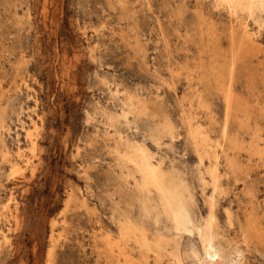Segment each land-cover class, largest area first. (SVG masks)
<instances>
[{"label":"rangeland","instance_id":"obj_1","mask_svg":"<svg viewBox=\"0 0 264 264\" xmlns=\"http://www.w3.org/2000/svg\"><path fill=\"white\" fill-rule=\"evenodd\" d=\"M241 15L231 18L216 0H0V264H117L100 252L101 238H121V226L132 222L168 243L167 251L179 248L180 261L150 253L146 264H194L192 251L202 253L197 233L176 230L153 189L139 188L134 164L120 158L136 145L154 164L181 172L194 223L206 218L215 195L216 229L243 248L240 264H264V241L245 234L251 212L264 227V158L249 150L264 149V12L260 21L246 18L256 50L238 62L233 80L248 101H260L249 131L233 121L228 127L241 150L223 137V94L180 68L186 60L193 66L201 49L212 53L205 43L212 29L228 48L224 31L239 27ZM248 72L258 74L252 88ZM199 85L213 113L200 110L196 122L220 145L224 192L214 194L209 162L198 161L186 123ZM129 96L149 106L146 115L130 110ZM165 116L173 134L157 133ZM226 156L238 157L245 174L225 175ZM129 244L138 263L142 255Z\"/></svg>","mask_w":264,"mask_h":264},{"label":"bare ground","instance_id":"obj_2","mask_svg":"<svg viewBox=\"0 0 264 264\" xmlns=\"http://www.w3.org/2000/svg\"><path fill=\"white\" fill-rule=\"evenodd\" d=\"M216 1L218 2L219 5H223L226 6V8H228V11L231 13V18L232 16L240 17L239 16L240 14L243 13L245 14L244 16L241 15L243 17L240 19L239 27L235 25H231V28L228 26L229 29L228 30L226 29V31H224L225 34L227 33L229 35L228 48L225 49L220 48L222 47L221 41L223 40H220L218 37H216V34H218L220 31L217 32L216 30L212 29L209 34V38H207L208 40L205 41V43L212 51V53L206 54L207 51L201 49L197 59L195 60L194 58L195 64L192 63L193 66L191 65L188 66V62L186 60L185 64H182V62L180 63V65H182L180 68L182 70H186V74H187L186 77H188L190 81H192L193 78H196L198 84L210 85L212 82L214 87H216V89L223 94V98L226 105V111L224 116L225 122L223 126L224 128L222 129L223 137L228 142L230 149L239 151L242 149V145H243L239 138L240 135L236 134L237 131L231 133L228 127H230L229 125L230 123L232 124L233 121V123H235L234 126L236 130L237 128L238 129L240 128V130L245 129L249 131L248 126L251 117V111L254 109L256 105H259L260 101H256L259 98L254 95H251V97H254L253 99L254 101L253 100L248 101L246 97H244L240 92L235 90L233 80L235 78V74L238 69V62L239 63L241 62L242 64L248 63L246 57L248 52L251 53L256 50L255 49L256 45L254 43L256 32L254 33L252 30H250L249 28L250 23L248 24L246 18L253 17L255 18V20L258 18L257 21H260V17H257V12H261V13L264 12V0H216ZM178 15L179 14H177V17ZM201 19L199 20L201 21ZM208 20L211 21V19ZM255 23L257 24V22ZM198 26H200L199 28H201V24ZM201 34L202 33H200V35ZM211 38L214 41L211 40ZM223 39L226 40L225 38ZM197 50L199 51V49ZM206 62L209 63L206 64ZM260 63L264 64V62H260ZM195 75H197V77ZM246 76L248 77L249 80L248 85H250V87L252 88L255 85V82H257L256 80H258L256 78L258 77V74L257 76L254 77L253 73L248 72ZM260 84L261 86L263 85L262 82L259 83V85ZM201 88L202 87L200 85L196 88L197 105L196 106H194L193 104L190 105L192 111L191 114L189 115V118H187L186 123L188 126V133L194 139L193 145L198 156V161L200 162V164L204 163L205 160H208L209 162V165L207 166L206 174H208L210 177L209 183L212 185L211 187L213 189V194H214L215 192H224V189L222 188V179H221L222 175H221L220 162H219L220 155L218 151V146L220 145L212 138L208 130H205L206 129L205 126H203L201 123L196 122L197 121L196 118L199 116L198 113L200 112V110L211 111L213 113L211 109V101L208 100V97ZM128 99L130 101V110L133 111L136 116L139 114L146 115L149 109V106L147 104L145 103L136 104L132 96H129ZM118 116L119 115H117L116 117ZM114 117L112 116L111 119ZM0 127L1 129L5 128L4 125H1ZM156 129L158 130L157 131L158 134H161L162 132H168L169 134H173L174 131H176V127L174 126L172 121H170L168 116L164 117L162 123L159 126H156ZM261 130H264V128L263 129L261 128ZM30 135L32 134L30 133ZM156 136H157L156 141H159L158 138L159 136L157 134L155 135V137ZM129 150L130 152L128 154L126 155L124 154V156L120 158L126 159L127 161L134 164V166L136 167L138 173L140 174V180L138 182L139 188L143 189L150 187L151 189H153L154 193L156 194V196H158L160 200L161 208L167 214V216L172 220L176 230L189 231V232L195 231L197 233L199 242L201 244L202 253H198V251L196 250L192 251L195 260L194 264H240L244 252L243 248L236 241H232L231 239L224 237L216 229L217 222L215 217V211H216L215 205L217 203V199L215 198V195L212 197L211 202L209 204L206 218H204V220L201 221L200 223H194L192 219V212L194 207V200L192 197L193 194L189 189L190 186L182 178L181 172L175 169L174 167L172 168V170L171 169L167 170V168L163 165V162L160 164H154V162L152 161L151 153L146 151L145 148L141 145H136V147H132ZM249 150L251 151V153L257 155L260 159L264 158V149L254 148V146L253 147L251 146V148L249 147ZM7 155L9 156V151H6L4 153V157H6ZM225 160H226L225 161L226 169L228 170L227 172L225 171V175L232 173L234 176L240 177L241 175L245 174L244 167L238 160V157L226 156ZM203 183H205L206 185L208 184V182L205 181V179ZM246 194L248 195V193ZM230 213L231 212H229V210H226V214H227L226 216L228 218L229 223L231 224L232 215ZM246 227H247L245 233L246 238H248L249 236H253V237H257L260 241H264V227L262 226L261 219H259L255 215V213L253 212L250 213ZM101 242L104 245V249L101 250L100 252L101 253L104 252L106 254L108 253L109 255L113 256L116 259L117 264H146L150 253L161 255L162 252H165L166 254L170 253L174 258L180 261L179 248L175 246L172 248V251H167L168 243H166L164 240L155 241L154 239H151L150 236H148L146 230L136 222L127 223L121 226V238L113 239L111 235H105L104 237L101 238ZM129 242L134 243V245H136V247L138 248L139 254L141 253L142 255L141 260H139L138 263L137 260L133 257L132 252H130L129 249L127 248L130 245ZM50 255L51 253H49V256Z\"/></svg>","mask_w":264,"mask_h":264}]
</instances>
